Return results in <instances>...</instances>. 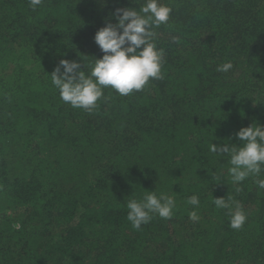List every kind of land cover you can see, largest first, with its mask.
Returning a JSON list of instances; mask_svg holds the SVG:
<instances>
[{"label": "trees", "instance_id": "trees-1", "mask_svg": "<svg viewBox=\"0 0 264 264\" xmlns=\"http://www.w3.org/2000/svg\"><path fill=\"white\" fill-rule=\"evenodd\" d=\"M160 2L172 9L155 29L163 78L105 88L86 111L50 74L101 58L96 31L144 0H0V264H264V189L233 185L229 157L208 148L264 125V0ZM144 190L176 207L137 230L126 203ZM229 197L247 216L239 230L213 203Z\"/></svg>", "mask_w": 264, "mask_h": 264}, {"label": "clouds", "instance_id": "clouds-1", "mask_svg": "<svg viewBox=\"0 0 264 264\" xmlns=\"http://www.w3.org/2000/svg\"><path fill=\"white\" fill-rule=\"evenodd\" d=\"M42 0H30L35 10ZM171 7L160 0H144L135 7H119L104 21L94 35V42L103 53L89 64L69 59H60L51 76L53 86L59 91L61 100L74 108L91 111L104 95L105 88H111L121 96L142 90L150 79H162L164 52L155 43V29L169 21ZM115 20L116 23L111 21ZM87 68V72L85 69ZM233 68L231 62L218 66L217 71L227 73ZM239 145L227 143L208 145L209 151L229 157L227 172L233 185H240L248 178L259 189H264V125L259 123L243 127L235 133ZM212 179L220 184L222 174L213 173ZM241 191L240 187L235 189ZM187 204L198 206L197 195L188 197ZM218 209H226L230 227L239 230L247 220L242 206L229 197L215 198ZM127 220L134 229L148 224L154 215L170 219L176 207L175 199L164 193L144 190L140 198L128 197ZM197 211L189 212V219L198 221Z\"/></svg>", "mask_w": 264, "mask_h": 264}]
</instances>
